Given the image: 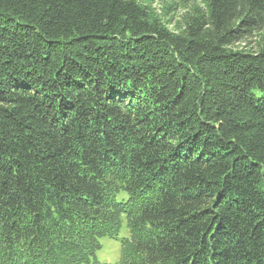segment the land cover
Instances as JSON below:
<instances>
[{"label": "trees", "instance_id": "obj_1", "mask_svg": "<svg viewBox=\"0 0 264 264\" xmlns=\"http://www.w3.org/2000/svg\"><path fill=\"white\" fill-rule=\"evenodd\" d=\"M202 1L0 0V264H264V0Z\"/></svg>", "mask_w": 264, "mask_h": 264}, {"label": "rangeland", "instance_id": "obj_2", "mask_svg": "<svg viewBox=\"0 0 264 264\" xmlns=\"http://www.w3.org/2000/svg\"><path fill=\"white\" fill-rule=\"evenodd\" d=\"M148 8L152 19L160 21L169 31L177 35L184 34L185 22L196 7H204L202 0L183 2L182 0H138ZM243 48V47H240ZM119 199H121L119 197ZM131 237L126 216H123L117 239L104 237L100 240L101 250L96 257L104 264H114L121 259L122 241Z\"/></svg>", "mask_w": 264, "mask_h": 264}]
</instances>
